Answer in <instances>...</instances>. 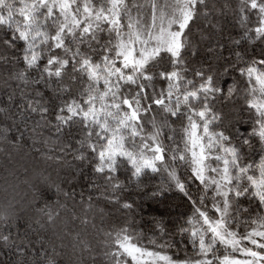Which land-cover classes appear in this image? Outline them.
<instances>
[{"label":"snow or ice","instance_id":"obj_1","mask_svg":"<svg viewBox=\"0 0 264 264\" xmlns=\"http://www.w3.org/2000/svg\"><path fill=\"white\" fill-rule=\"evenodd\" d=\"M211 11L207 0H0V141L88 182L85 197L48 174L54 199L32 186L0 214L8 264H264V0H240V37L194 66L197 21L219 29ZM69 200L85 225L97 208L103 225L100 201L126 218L96 243L49 235ZM141 201L186 209L171 228L153 219L168 237L151 236L155 247L136 228Z\"/></svg>","mask_w":264,"mask_h":264},{"label":"trees","instance_id":"obj_2","mask_svg":"<svg viewBox=\"0 0 264 264\" xmlns=\"http://www.w3.org/2000/svg\"><path fill=\"white\" fill-rule=\"evenodd\" d=\"M142 2V1H141ZM240 0H207L209 9H212L210 13V19L213 24L218 23L219 29H213L210 25H207L203 20L197 21V25L194 26L193 41L198 43L197 55L191 63L196 66L201 60H208L211 53L208 52V48L223 43L230 46L231 40L238 39L241 35L239 25L236 23L238 19L237 7ZM228 7H225V5ZM199 27L204 33L211 36V39H200V34L195 31L196 27ZM8 69L5 66L0 65V102L3 101L5 90L3 88L4 73ZM0 123H8L2 116H0ZM30 143L25 141V145ZM11 152V162L9 163V157L7 153ZM58 154V153H57ZM71 159V157H69ZM8 171H5V169ZM59 170V175L57 174ZM182 171V169H181ZM14 173V174H11ZM36 173L50 174V179L53 182L64 181L66 189H75L77 193L84 191L85 197L88 195V182L81 175L77 179H73V172L71 168L62 167L57 164L54 160L46 161L43 157L30 150L26 146H21L19 150L6 146L3 141H0V198H6L12 195L16 198V201H20L21 204L18 206H24L28 200L32 197V186L40 187L39 191L44 199L52 200L55 198V191L49 190L44 184L41 183V177L37 176ZM90 173V169H89ZM18 177V179H17ZM28 178L30 183H23V180ZM157 181L159 177L156 178ZM11 186V187H10ZM15 190L13 191V187ZM7 189V191H5ZM77 201L79 195H77ZM61 202H64V198L61 197ZM141 208L138 210L136 215V228L142 232L144 236V244L148 247H155L147 243L148 239L155 235L157 242L161 243L168 237H161L153 219L159 220L163 218L167 221L166 227L171 228L173 221L177 219V213L186 211V209H172L162 205H158L154 202L141 201ZM100 206L105 209L107 215L105 216L104 223L101 225V218L99 209H95V219L93 220L92 214L89 213V223L87 225L82 224L80 219L75 221L72 220L73 212V201H68V207L61 212V215L56 219L55 224L48 230L50 235L52 231H58L63 234L64 229L67 228L72 232H80L83 238L90 239L93 243H96V231L98 228L103 226L104 229H109L112 226L119 227L125 220V214L119 205H112L104 201L99 202ZM31 214V210H29ZM76 214L83 216L80 211V206L76 205ZM190 214V213H189ZM93 224L96 227H93ZM243 231V229H241ZM179 239V237H176ZM72 237H65V244L70 245ZM245 243V242H244ZM247 244V242L245 243ZM64 260L67 261L71 256V248L67 247L64 250ZM170 253L175 249H168ZM189 254L192 253L189 251ZM183 253L181 252V256ZM8 252L7 250L0 248V264H8Z\"/></svg>","mask_w":264,"mask_h":264},{"label":"clouds","instance_id":"obj_3","mask_svg":"<svg viewBox=\"0 0 264 264\" xmlns=\"http://www.w3.org/2000/svg\"><path fill=\"white\" fill-rule=\"evenodd\" d=\"M37 176L41 177V183H43V179L45 177H47L46 174H41V173H36ZM23 183H30L28 178H25L23 180ZM11 187V186H10ZM5 191H7V189H5ZM14 191V189H13ZM17 204V201L14 199V196L9 195L6 198H0V214H8V215H12L15 214V211H17L18 209L15 207Z\"/></svg>","mask_w":264,"mask_h":264},{"label":"rangeland","instance_id":"obj_4","mask_svg":"<svg viewBox=\"0 0 264 264\" xmlns=\"http://www.w3.org/2000/svg\"><path fill=\"white\" fill-rule=\"evenodd\" d=\"M141 1H142V0H141ZM161 2H163V0H161ZM245 243H246V242H245ZM236 255H237V256H240V254H239V253H236ZM241 258H242V257H241Z\"/></svg>","mask_w":264,"mask_h":264}]
</instances>
